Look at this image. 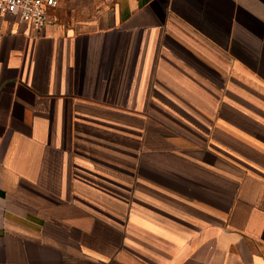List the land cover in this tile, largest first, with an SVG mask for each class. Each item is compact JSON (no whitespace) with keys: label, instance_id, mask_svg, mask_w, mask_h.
Returning a JSON list of instances; mask_svg holds the SVG:
<instances>
[{"label":"crops","instance_id":"crops-1","mask_svg":"<svg viewBox=\"0 0 264 264\" xmlns=\"http://www.w3.org/2000/svg\"><path fill=\"white\" fill-rule=\"evenodd\" d=\"M0 264H264V0L0 17Z\"/></svg>","mask_w":264,"mask_h":264},{"label":"rangeland","instance_id":"rangeland-1","mask_svg":"<svg viewBox=\"0 0 264 264\" xmlns=\"http://www.w3.org/2000/svg\"><path fill=\"white\" fill-rule=\"evenodd\" d=\"M49 13L52 23L66 29L94 24L111 6V0H56Z\"/></svg>","mask_w":264,"mask_h":264},{"label":"built area","instance_id":"built-area-1","mask_svg":"<svg viewBox=\"0 0 264 264\" xmlns=\"http://www.w3.org/2000/svg\"><path fill=\"white\" fill-rule=\"evenodd\" d=\"M56 0H0V17H10L16 23L37 31L49 22Z\"/></svg>","mask_w":264,"mask_h":264}]
</instances>
